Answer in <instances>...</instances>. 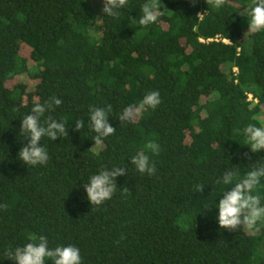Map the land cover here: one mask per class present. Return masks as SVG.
<instances>
[{
    "label": "trees",
    "instance_id": "obj_1",
    "mask_svg": "<svg viewBox=\"0 0 264 264\" xmlns=\"http://www.w3.org/2000/svg\"><path fill=\"white\" fill-rule=\"evenodd\" d=\"M144 2L129 0L111 17L93 0H0V264H16L6 252L41 235L49 247L79 248L82 264H264V224L229 232L216 218L232 187L223 173L243 177L264 164V150L243 144L246 126H264V31L246 33L253 0L220 9L161 0L157 23L130 27ZM154 90L155 109L120 122ZM52 96L62 104L41 123L63 122L68 136L45 137L48 163L26 165L22 118ZM107 105L116 131L95 145L89 109ZM77 121L84 126L74 131ZM150 140L158 153L146 149ZM139 152L154 175L131 164ZM116 166L127 174L113 197L91 206L83 185ZM257 192L264 204V178Z\"/></svg>",
    "mask_w": 264,
    "mask_h": 264
},
{
    "label": "clouds",
    "instance_id": "obj_2",
    "mask_svg": "<svg viewBox=\"0 0 264 264\" xmlns=\"http://www.w3.org/2000/svg\"><path fill=\"white\" fill-rule=\"evenodd\" d=\"M195 3V0H193ZM209 6L220 9L228 0H206ZM129 0H103L102 11L106 16L118 17L120 10L127 8ZM161 0H145L141 6L142 15L137 19L132 16L128 19L129 26L146 28L157 23L160 16L164 14L161 10ZM205 13V12H204ZM204 13H198V18L202 19ZM248 19V32L258 33L264 31V0H253L246 11ZM161 103L160 93L150 91L144 95L138 104H130L119 115L121 123H133L138 115L144 110L155 109ZM62 104V100L52 96L45 103H34L31 112L22 118L20 130L27 137V143L20 149L18 157L26 165H46L49 160L47 149L40 142L45 138L55 141L58 137L68 136V128L63 122L48 117L41 123L46 111H54L57 106ZM112 106L90 107L89 125L96 134L92 140L95 145H101L105 138L114 135L116 128L109 123V114ZM84 122H75L74 131L83 129ZM246 137L245 143L250 147L252 153L264 150V126L258 127L249 124L243 129ZM146 149L156 154L160 150V145L155 141H148ZM130 162L141 174L154 175L155 164L150 161L148 155L139 152L130 158ZM125 167H112L111 169L102 168L97 174L90 177L88 183L84 184L87 199L91 206L99 207L104 202L110 200L116 192V178L126 175ZM264 178V164L254 166L243 177L237 170H226L223 173L222 183L226 186L231 185L230 190L223 191L216 207L218 208L217 220L221 229L229 232L237 231L242 228L248 230H259L258 224H264V204L258 194V186ZM205 185L197 184L194 191L202 192ZM125 193L127 189L124 190ZM209 205V204H208ZM208 205L204 206L205 209ZM0 208L7 209V204H0ZM6 257L15 261L16 264H45L46 260L52 264H82L79 248L73 245L49 247L48 238L44 235L39 236L38 243L29 242L24 246H18L6 252Z\"/></svg>",
    "mask_w": 264,
    "mask_h": 264
},
{
    "label": "rangeland",
    "instance_id": "obj_3",
    "mask_svg": "<svg viewBox=\"0 0 264 264\" xmlns=\"http://www.w3.org/2000/svg\"><path fill=\"white\" fill-rule=\"evenodd\" d=\"M93 4L95 5L97 11L102 12V8H103V1L102 0H93ZM250 98L252 99V95H250ZM185 217H186V215H182L178 219V223L182 227H187V224L184 222Z\"/></svg>",
    "mask_w": 264,
    "mask_h": 264
},
{
    "label": "built area",
    "instance_id": "obj_4",
    "mask_svg": "<svg viewBox=\"0 0 264 264\" xmlns=\"http://www.w3.org/2000/svg\"><path fill=\"white\" fill-rule=\"evenodd\" d=\"M225 41H228V40H225Z\"/></svg>",
    "mask_w": 264,
    "mask_h": 264
}]
</instances>
